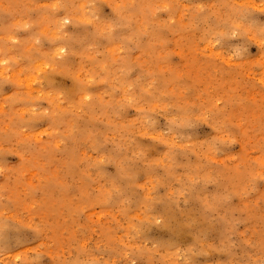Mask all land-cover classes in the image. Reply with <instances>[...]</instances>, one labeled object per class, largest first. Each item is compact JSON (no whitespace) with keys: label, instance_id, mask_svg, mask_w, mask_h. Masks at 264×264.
<instances>
[{"label":"rangeland","instance_id":"obj_1","mask_svg":"<svg viewBox=\"0 0 264 264\" xmlns=\"http://www.w3.org/2000/svg\"><path fill=\"white\" fill-rule=\"evenodd\" d=\"M0 264H264V0H0Z\"/></svg>","mask_w":264,"mask_h":264}]
</instances>
